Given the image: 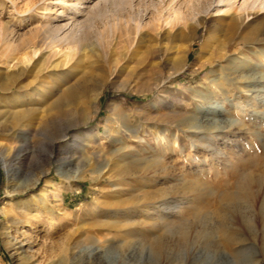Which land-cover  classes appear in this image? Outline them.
Returning <instances> with one entry per match:
<instances>
[{"label": "rangeland", "instance_id": "obj_1", "mask_svg": "<svg viewBox=\"0 0 264 264\" xmlns=\"http://www.w3.org/2000/svg\"><path fill=\"white\" fill-rule=\"evenodd\" d=\"M219 1L0 0V86L6 74L13 79L12 92L17 86L25 93L49 84L43 98L26 106L32 110L16 128L5 129L0 118V159L10 160L13 147L24 150L19 166H13L19 167L14 180L6 178L0 160V264H69L74 255L68 248L97 245L108 250L109 264H164L166 256L150 248L156 230L148 223L159 214L146 216L142 208L171 190L170 183L160 176L149 179L143 169L123 176L122 165L155 157L161 145L157 132L166 130L171 138L204 114L234 123L231 133L216 139L224 157L210 161L205 152L189 149L180 134L183 151L170 153L167 164L173 174L193 173V181L217 188L222 179L231 182L223 166L228 162L252 174L254 198L250 205L243 199L227 204L218 200L223 189L216 195L190 193L179 216L197 232L190 231V242L168 250L167 256L173 264H264L258 215L264 189V13L249 15L243 30L232 14L255 0H232L229 13L215 15L227 0ZM74 4L82 8L77 19L83 21L86 42L100 44L98 54L79 68L78 53L52 68L60 60L56 51L66 46L45 43L55 29L70 23ZM181 14L184 22L173 19ZM198 20L203 25L191 32ZM170 29L181 34L171 39ZM34 49L41 52L27 62L24 54ZM201 51L205 59L199 63ZM102 77L97 100L79 119L74 111L88 100L85 88ZM69 90L73 98L65 96ZM111 105L119 108L118 118L110 115ZM21 131L28 133L26 141L15 137ZM75 132L81 138L88 133L84 151L71 145ZM209 163L210 173L198 176ZM225 189L234 190L232 185ZM40 191L43 202L34 205ZM223 205L229 207L224 220L237 229V243L227 244L216 229L224 221ZM95 207L99 214L94 215ZM167 211L168 218L172 211ZM248 224L255 229L248 231ZM200 226L208 228L206 238ZM18 243L23 253L16 252Z\"/></svg>", "mask_w": 264, "mask_h": 264}, {"label": "bare ground", "instance_id": "obj_2", "mask_svg": "<svg viewBox=\"0 0 264 264\" xmlns=\"http://www.w3.org/2000/svg\"><path fill=\"white\" fill-rule=\"evenodd\" d=\"M119 1L123 2L124 0H119ZM224 1L225 0H220L219 2H224ZM78 4L73 5L75 8L74 9L75 11L73 13L74 16H72L69 19L70 23L63 25V28H60L57 30L55 29L50 36L49 42L45 43L47 47L58 48V46L61 44H63V46L64 45L66 46L64 51L61 50L60 48H58V51L55 50L57 54L59 55L60 60L54 61L55 63L53 64L52 68L62 67V65L66 64L69 61V59L77 53L79 54V57L76 62L77 63L76 65H78L77 67L79 68L82 66L83 63H86L87 59L91 58V54H96V53L98 54V51L100 48V44L98 43V41H97V44H91V42L90 43L86 42V34L83 29V21L77 19V17L82 16L83 14L81 11L82 8L79 7ZM217 6H220V5H217ZM233 6H234L233 1L227 0L223 3V5H221V7L215 9V11L218 13L215 15H220L222 13H229L232 10ZM238 11L239 12L237 13L235 12L234 14H232L231 19L236 23V27H242L243 30H246V28H248L249 25L246 24L245 19H247L249 15H253V17H256L257 14L264 13V0H255L250 4L249 7L242 6L240 10L238 9ZM60 16H62L61 13L58 14V17ZM173 19H176L182 22L186 20V18L182 14L178 18H175L174 16ZM202 25H203V21L198 20L194 23V26H191L190 31L191 32L193 30L195 31L197 27H200ZM64 28H66V32L60 33L61 30H64ZM175 30L178 31L176 34H174ZM175 30L170 29V31L173 34L168 33V37H171V39H175L177 35L181 34V30H178V29H175ZM72 47H74L73 52L70 51ZM40 52H41V49L40 50L34 49L30 51V54H24V58H26L28 62L32 60L33 58H35L36 56H38L37 54ZM204 56L205 55L201 51L197 58L199 63L204 61L205 59ZM11 60L12 59H10L9 62H11ZM10 79L12 78L9 77L8 74H6L4 77V80L6 83L3 86H0V91H1L0 106L4 109L1 111V113L2 112L3 113L1 114L0 118L4 119L5 129H8V127L12 129L16 128L18 126L17 125L18 119L26 117V114L30 113V111L32 110L29 107L27 108L26 106L32 105L33 103H35V101L43 98V96L45 95L46 86L49 85L46 83L44 84V86L43 85L41 86L42 89L36 88L33 91H28V89L23 90L25 91V93H20L19 91L21 90V88L23 89L24 87L16 85L17 87L15 90L17 91L12 92L14 89L11 90L13 88L12 86L13 83H11ZM104 80L105 78L102 77L99 79L98 83L95 82L94 84H92L91 82V85L85 88L84 91H86L88 95V100L84 103L82 108L76 109L74 111L75 115L79 119H84L86 117L87 109L90 108L93 102L97 100V97L99 95V89ZM73 95H74V92L69 90L65 96L72 97ZM109 112L111 116H115L116 118H118L121 114L119 108L113 105L109 106ZM232 123L233 122H229L227 120H221L216 117H210L208 114H204L203 116H201L200 119L194 120L193 123L187 125L186 129H178L177 133H175L174 136L171 138L166 137L168 135L166 130L159 131L156 133L157 134L156 140L160 141L161 145H160V151H157V150L154 151L155 157L149 158V160H147L144 163H142V161L137 162L134 159L132 161H126L122 165L121 173H123V176H125V174L127 175V173L129 172H135V171L138 172L139 170L143 169V172H144L143 174H146V176H148L149 179L152 180L160 176L162 179L168 180V182L170 183L169 185H170L171 190L169 191L163 190V192L158 197L154 198L148 205H145L142 208V212L143 214L145 213L146 216L150 214L153 215L154 213L159 214L158 218L156 219L151 218L150 223H148L149 228H151L150 230L152 229L156 230V233L152 235V242L150 244V248L154 255H158V256L165 255L166 256L164 260V264L174 263V260L170 259L167 256L168 250L178 249L182 245L188 244L191 240V236H189L188 233L192 230H194L193 232H197V230H195L194 227L186 225L184 223L186 221L183 222L181 216H179L180 209L182 208L181 205H184L187 203L186 201L187 199H189L188 197H190V193H193V192L195 193L196 191H199V192H204L205 196L214 195V194L216 195L220 189H223L221 194H218L220 195V199H218L219 201H226V203L227 202L229 203L235 199L236 200L243 199L248 205L251 204L250 202L254 198L253 193L250 188L252 179H254L252 178V174L250 175L249 174L250 172L249 173L241 172V170L239 171L236 168L232 167V165H229L228 162L226 164L224 163L223 166H224V169H227V170L229 169V173H225L226 174L225 176H228L231 182H223V179H222L221 182H219V185L217 186V188H214L215 186H213V184L211 183H208V181H205V180H202L200 182L193 181V173L191 174L192 176L189 175V172H186V171L180 172L178 174H173L174 171L172 170L171 166L168 165L169 163L167 164V161H166L170 153L176 152V154L180 155L181 152L183 151L181 150L183 146L179 145V143H181L182 141L180 138V134H182V136L185 137L187 140V145L189 149L199 150L201 153L205 152L207 154V158L209 157V159H211L210 161L213 160L214 162L215 161L219 162L218 160L222 156L224 157V155L222 152L223 149L217 145L216 139L221 138L222 136L225 137L228 134V132H230ZM45 125L46 127L50 126L48 122ZM27 134H28L27 132L21 131V132H17L15 134L16 135L15 137H17L19 140L26 141ZM87 134H88L87 132L82 133L83 138L79 137L76 132L72 135L71 145L74 146L76 151H84L86 147L85 140L89 137ZM11 150H12L11 152L12 158L10 160L6 161L3 158H1L0 160L3 164V169H4L6 178L10 180H14L16 177L18 168H19L18 166L21 160L23 159L24 150H23L22 145L13 147ZM196 162L205 163L207 162V160L197 159ZM14 164L18 166L13 168ZM210 166L212 167V163H209V165L206 166L207 168L204 167V169H202L203 167L202 168L200 167L201 170L199 169L200 171L198 172L197 171L198 169H197L196 172L198 173L196 174L199 176L201 174L210 173V170H211ZM228 185H232L234 190L229 192L228 189H225ZM258 199L260 200V207L258 211L259 213L258 215L260 217L259 230L264 234V189L259 193ZM33 201H34V205L37 204L38 202H43V192L42 191L38 192V194L33 197ZM212 202H214V200ZM167 210L172 211L170 213V217L168 218H167V213L169 212ZM94 211H95L94 215L100 213V210L97 207L94 208ZM229 212H230L229 207L226 205L225 206L223 205V209L219 210V213L222 216L223 220L225 219V217L228 215ZM106 215L108 218H111L110 217L111 215L109 213H107ZM225 220L217 224L216 229L221 231V233L223 234L222 238L227 244L232 243V242L237 243L238 242L236 241L237 240V235H236L237 229L233 226H230L227 222H225ZM111 223H112L111 225L117 224V222H111ZM245 228L248 231H252L253 229H255L253 225L251 226L250 224H248ZM207 229L208 228L201 227V229L199 230V232L203 236L202 238L207 237L208 235ZM263 245H264V237H263ZM110 247H113V246H110ZM105 249L103 248L102 245L101 246L97 245L89 249L87 248V250H77V251H75L74 248H68L67 250L70 251L72 255H74L73 258L74 259L76 258L75 260L72 259V261H70L69 264L81 263V262L83 263L86 262L88 264H109V262L105 259V254L107 253L106 251L108 250L107 249L105 250ZM17 251L19 253L24 252L22 244L18 243V246L16 247V252ZM81 254H85L84 260H83L84 257L81 258ZM57 264H61V262L59 261Z\"/></svg>", "mask_w": 264, "mask_h": 264}]
</instances>
